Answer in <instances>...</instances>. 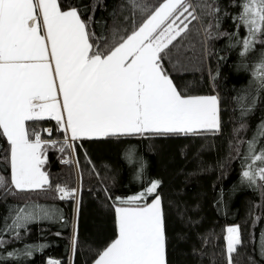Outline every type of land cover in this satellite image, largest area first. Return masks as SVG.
<instances>
[{"label":"snow or ice","instance_id":"1","mask_svg":"<svg viewBox=\"0 0 264 264\" xmlns=\"http://www.w3.org/2000/svg\"><path fill=\"white\" fill-rule=\"evenodd\" d=\"M240 8L234 17L244 27L242 40L246 56L257 43L264 44V0H234ZM132 28L125 35L97 44L88 22L78 8H63L60 0H0V137L6 139L10 182L0 176L5 195L45 192L52 188L43 165L47 149L75 152L74 142L101 138H152L167 135H198L220 129V100L216 95H183L164 68L163 60L175 42L198 20L191 0H127ZM209 16L219 8L205 4ZM139 17V22H137ZM218 27V23L215 25ZM205 30L209 38L211 32ZM264 92V56L253 73ZM242 105L250 112L257 97ZM55 121L63 141L45 139L51 128L38 130L39 122ZM29 122L32 126L30 127ZM264 121L247 141L248 161L244 181L264 182ZM71 154V153H70ZM126 158L136 163L135 153ZM64 164L72 163L64 159ZM142 167V165H141ZM160 181L137 195L116 197L114 204L116 238L94 260V264H167V237ZM60 200L74 198L77 189L56 185ZM149 197H152L149 202ZM79 212V203L76 207ZM58 210L39 204L9 206L0 217V250L11 239H20V230L41 219H53ZM10 221V222H9ZM227 262L242 244L239 226L226 229ZM59 235V233H57ZM72 240L73 252L76 245ZM31 256L29 248L24 252ZM17 251H0V264L17 258ZM47 264H60L48 260Z\"/></svg>","mask_w":264,"mask_h":264},{"label":"trees","instance_id":"2","mask_svg":"<svg viewBox=\"0 0 264 264\" xmlns=\"http://www.w3.org/2000/svg\"><path fill=\"white\" fill-rule=\"evenodd\" d=\"M162 0H149L157 6ZM63 8H78L88 22L94 41H113L114 34L125 35L132 28L127 0H60ZM199 17L178 39L163 60L164 68L183 95L220 96L221 127L218 132L198 135H167L152 138L121 137L79 140L73 152L47 149L44 171L52 188L45 192L5 195L0 189V217L9 206L39 204L58 210L53 219H41L20 230V239H11L3 251H17V258L4 264H93L98 254L117 235L114 204L116 197L137 195L160 181L157 194L162 200L167 237V264H228L226 229L239 226L242 244L233 253V264H264V182L255 185L243 180L248 161L247 141L264 121V92L253 75L264 56V44L257 43L246 56L242 40L244 27L234 20L240 8L234 0H191ZM219 8L207 14L205 4ZM139 22V17L136 18ZM218 23V27L215 25ZM208 29L211 38L206 34ZM241 97H257L250 112L242 114ZM30 127L32 126L29 122ZM51 128V137L63 141L55 121L35 125ZM264 145L261 138L260 146ZM6 139L0 137V176L10 182ZM133 151L136 163L126 154ZM71 153V154H70ZM71 159L64 164L61 160ZM142 165V167H141ZM79 177V179H78ZM79 190V212L75 220L74 198L60 200L55 186ZM149 202L152 197H149ZM10 222V221H9ZM2 224V220H0ZM59 233V235H57ZM76 245L73 252L72 240ZM31 249L32 255L24 252Z\"/></svg>","mask_w":264,"mask_h":264},{"label":"crops","instance_id":"3","mask_svg":"<svg viewBox=\"0 0 264 264\" xmlns=\"http://www.w3.org/2000/svg\"><path fill=\"white\" fill-rule=\"evenodd\" d=\"M111 138V137H110ZM73 161L76 163V158H75V155H74V152H73ZM78 179H79V177H78ZM77 193H78V196H77V198H76V204H75V220H76V218H77V211H76V207H77V202L79 203V190L77 191ZM94 264V263H93Z\"/></svg>","mask_w":264,"mask_h":264},{"label":"rangeland","instance_id":"4","mask_svg":"<svg viewBox=\"0 0 264 264\" xmlns=\"http://www.w3.org/2000/svg\"><path fill=\"white\" fill-rule=\"evenodd\" d=\"M214 95H216L218 98H219V100H220V96L218 95V94H214ZM220 127H221V107H220ZM48 153L46 152V155H47ZM64 159H69V158H64ZM64 159H62L61 161H63ZM78 191V190H77Z\"/></svg>","mask_w":264,"mask_h":264}]
</instances>
